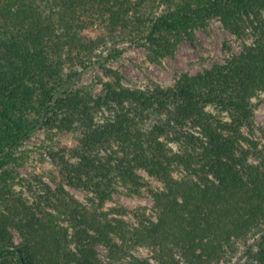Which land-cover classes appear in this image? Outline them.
Returning <instances> with one entry per match:
<instances>
[{"label":"trees","instance_id":"obj_1","mask_svg":"<svg viewBox=\"0 0 264 264\" xmlns=\"http://www.w3.org/2000/svg\"><path fill=\"white\" fill-rule=\"evenodd\" d=\"M214 20L243 42L225 63L170 86L110 65ZM263 95L264 0H0V264H264ZM41 130L74 139L48 151L55 187L18 172ZM120 189L153 207L107 208Z\"/></svg>","mask_w":264,"mask_h":264},{"label":"rangeland","instance_id":"obj_2","mask_svg":"<svg viewBox=\"0 0 264 264\" xmlns=\"http://www.w3.org/2000/svg\"><path fill=\"white\" fill-rule=\"evenodd\" d=\"M90 34L93 35L94 33L90 32ZM248 41L251 42L252 37H249ZM242 45L243 42L224 28L220 21L214 20L207 29L197 30L194 41L183 42L176 55L166 58L162 63L149 61L148 52L145 48L124 44L121 46L123 49L122 56L112 61L110 65L122 71L127 85L142 86L149 79H152L165 86H170L183 73L196 75L212 67L215 63H225L230 56L241 52ZM101 73L102 70L98 66L89 70L83 75L80 84H92L96 76ZM256 123L259 129L258 134L264 133V101L257 110ZM53 138L54 141L50 139L46 131L41 130L25 144L23 149L28 152V158L26 164L18 168L21 177L29 181L40 178L55 187L53 178L57 176L58 172L51 163L48 151L52 145H55L56 149L67 145L72 146L74 139L71 134H60L53 136ZM142 174L148 178L146 173ZM150 183L153 188L162 187V184L156 180H151ZM68 189L78 199L86 202V192L75 188ZM25 192L26 195H30L28 190ZM115 206H122L130 210H135L141 206L150 209L153 207V200L148 190H144L142 195H131L124 189H120L115 194L113 201L107 203V208ZM150 254L151 252L147 248H142L138 252L140 257H149ZM242 254L243 252L239 253L235 257L234 263L231 264H244L245 259H240Z\"/></svg>","mask_w":264,"mask_h":264}]
</instances>
